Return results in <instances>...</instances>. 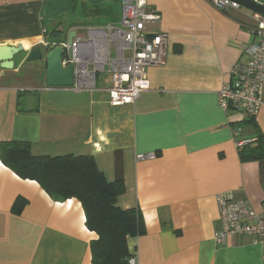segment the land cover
<instances>
[{
  "label": "crops",
  "instance_id": "1",
  "mask_svg": "<svg viewBox=\"0 0 264 264\" xmlns=\"http://www.w3.org/2000/svg\"><path fill=\"white\" fill-rule=\"evenodd\" d=\"M43 3L0 0V45L25 49L13 70L0 69V143H29L35 156H91L108 182L122 181L117 206L143 221L144 233L127 240L140 264H264L263 246L249 236L214 241L219 193L264 218V159L241 161L233 138L241 127L238 138L264 140V105L246 122L217 98L260 39L254 12L220 11L209 0H147L159 18L146 33L166 36V56L147 68V91L115 107L107 73L95 90L79 93L46 87L44 61L21 75L29 52L45 47ZM80 30L69 27L67 38ZM58 39L53 44L67 43ZM95 238L76 199L54 201L0 162V264H91Z\"/></svg>",
  "mask_w": 264,
  "mask_h": 264
},
{
  "label": "built area",
  "instance_id": "2",
  "mask_svg": "<svg viewBox=\"0 0 264 264\" xmlns=\"http://www.w3.org/2000/svg\"><path fill=\"white\" fill-rule=\"evenodd\" d=\"M217 10L237 9L231 0H209ZM121 14L117 23L104 27H88L85 37L75 36L71 43H58L63 48L62 65L73 66V84L64 88L72 92H91L96 89L97 76L107 73L110 81L109 104L121 106L134 103L148 89L147 68L160 65L166 56V36L148 35L146 26L154 24L159 16L147 8V0H120ZM260 33L259 41L248 47L249 59L235 64L230 80L217 92L218 104L224 112L239 114L245 121H253L264 105V15L253 13ZM45 29H43V34ZM57 44H52L51 47ZM43 46L48 47L47 43ZM241 127L233 131L237 149L253 143L254 139L238 138ZM153 153L140 154L137 160H149ZM221 229L214 241L223 244L231 235L249 236L264 248V218L252 211L245 200L230 193L215 197ZM264 212V201L261 203ZM128 264H140L135 254Z\"/></svg>",
  "mask_w": 264,
  "mask_h": 264
},
{
  "label": "trees",
  "instance_id": "3",
  "mask_svg": "<svg viewBox=\"0 0 264 264\" xmlns=\"http://www.w3.org/2000/svg\"><path fill=\"white\" fill-rule=\"evenodd\" d=\"M59 32L63 31L57 27L50 34L45 30L48 48L55 43L50 38H60ZM254 140L238 150L241 161L264 159L262 136ZM0 162L19 178L36 182L52 200L76 199L81 204L85 227L96 235L89 244L91 264H128L132 254L127 240L144 233L143 221L139 211L117 206L124 185L120 180L108 182L93 157L35 156L29 143L7 141L0 143ZM20 210L17 201L13 211Z\"/></svg>",
  "mask_w": 264,
  "mask_h": 264
},
{
  "label": "water",
  "instance_id": "4",
  "mask_svg": "<svg viewBox=\"0 0 264 264\" xmlns=\"http://www.w3.org/2000/svg\"><path fill=\"white\" fill-rule=\"evenodd\" d=\"M78 0H44L42 14L48 21H55L62 13L73 11V4ZM88 4H101L111 0H81ZM239 7L264 15V4L255 0H231ZM75 32L68 35L67 43H71ZM25 51L23 45H0V69L13 70L15 57ZM63 48L55 45L49 48H36L29 52L23 62L44 61V84L49 88H68L73 84V66L62 65ZM37 70V69H35Z\"/></svg>",
  "mask_w": 264,
  "mask_h": 264
},
{
  "label": "rangeland",
  "instance_id": "5",
  "mask_svg": "<svg viewBox=\"0 0 264 264\" xmlns=\"http://www.w3.org/2000/svg\"><path fill=\"white\" fill-rule=\"evenodd\" d=\"M259 3L264 4V0H257ZM74 10L69 13H62L55 21H48L43 18V26L45 30L50 34L54 32L56 27L57 31L61 29L63 32H59L60 42H67V30L69 27L76 28L80 27L83 30L78 31L77 35L81 37L86 36V31L88 27H104L108 23H117L120 19L121 6L119 0H111L101 4H88L84 1L78 0L75 3ZM59 26V28H58ZM52 41H58L59 39L50 38ZM21 53L20 55H22ZM15 57L18 61L19 56ZM41 61L37 62H24L20 66L21 75H26L32 72L35 68L39 67ZM105 73H100L99 77H104ZM34 81L35 79H31Z\"/></svg>",
  "mask_w": 264,
  "mask_h": 264
},
{
  "label": "bare ground",
  "instance_id": "6",
  "mask_svg": "<svg viewBox=\"0 0 264 264\" xmlns=\"http://www.w3.org/2000/svg\"><path fill=\"white\" fill-rule=\"evenodd\" d=\"M24 47V46H23Z\"/></svg>",
  "mask_w": 264,
  "mask_h": 264
}]
</instances>
